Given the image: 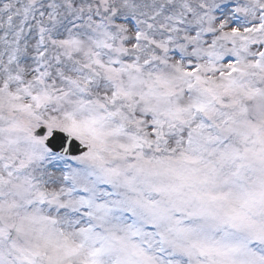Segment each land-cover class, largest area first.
<instances>
[{
    "label": "snow or ice",
    "instance_id": "snow-or-ice-1",
    "mask_svg": "<svg viewBox=\"0 0 264 264\" xmlns=\"http://www.w3.org/2000/svg\"><path fill=\"white\" fill-rule=\"evenodd\" d=\"M0 264H264V0H0Z\"/></svg>",
    "mask_w": 264,
    "mask_h": 264
}]
</instances>
